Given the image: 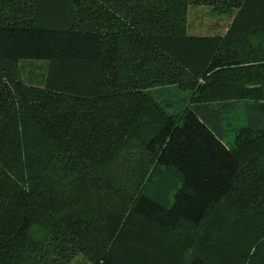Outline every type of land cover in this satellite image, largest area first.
Masks as SVG:
<instances>
[{"label":"trees","instance_id":"trees-1","mask_svg":"<svg viewBox=\"0 0 264 264\" xmlns=\"http://www.w3.org/2000/svg\"><path fill=\"white\" fill-rule=\"evenodd\" d=\"M36 1L0 0V264H264V0H67L54 29ZM200 3L223 33H188Z\"/></svg>","mask_w":264,"mask_h":264},{"label":"rangeland","instance_id":"rangeland-1","mask_svg":"<svg viewBox=\"0 0 264 264\" xmlns=\"http://www.w3.org/2000/svg\"><path fill=\"white\" fill-rule=\"evenodd\" d=\"M37 6L32 21L39 25L51 28H66L70 23L68 17L67 0H37ZM67 8V10H66ZM231 15L217 13L212 7L205 4H192L187 11V31L194 35H206L223 33ZM21 78L27 84L43 86L47 74L48 62L43 60H21L17 64ZM154 98L161 102L168 112H176L188 104L189 93L178 89L175 85H166L149 89ZM233 132L226 131L224 141L230 143L233 140ZM68 264H91L85 257L78 255Z\"/></svg>","mask_w":264,"mask_h":264}]
</instances>
